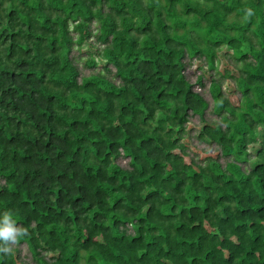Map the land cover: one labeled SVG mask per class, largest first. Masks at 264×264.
Wrapping results in <instances>:
<instances>
[{"label": "trees", "instance_id": "16d2710c", "mask_svg": "<svg viewBox=\"0 0 264 264\" xmlns=\"http://www.w3.org/2000/svg\"><path fill=\"white\" fill-rule=\"evenodd\" d=\"M263 137L264 0H0V264H264Z\"/></svg>", "mask_w": 264, "mask_h": 264}, {"label": "rangeland", "instance_id": "374dc122", "mask_svg": "<svg viewBox=\"0 0 264 264\" xmlns=\"http://www.w3.org/2000/svg\"><path fill=\"white\" fill-rule=\"evenodd\" d=\"M226 52L228 53L227 48H224V50H222L220 52V57H219L220 59H219V62H218L219 68L218 69L220 71H223L224 68L225 69L227 68V70H230V71H232V73L238 75L237 65L235 64V62L233 60H231V58L226 54ZM84 55L88 56V54H84ZM196 70H197L196 66H194V67H192L191 70L188 71V76L191 78L192 82H195V78L200 73L199 71L197 72ZM233 70H235V71H233ZM224 85H225L224 86V91H225V93L227 95L230 94V90H229L228 86H232L235 89L234 81H232L230 79H227L226 81L224 80ZM196 91L199 92L200 94H202L206 98V100H208L210 102L211 106L213 105V101H212L211 95H210V93L207 90L205 91L204 89L202 90L199 87H196ZM214 118L216 119V117H213V119ZM198 125H199V119L197 117H195L194 119H192L191 124H189V127L191 129L193 128L192 129V133L190 135L193 136L195 134V132H196L195 129H197ZM261 133H262V131L260 130V134ZM186 140H188V139H186ZM263 141H264V137L259 140V144L251 146L250 150L255 153V149H257L260 146L261 142H263ZM191 150L195 154H197V156H199V158H201V159H204V158H206L208 156H212V157H216L217 156V153L215 152V150L213 148H211L209 150L208 146L205 147V145H200L195 140H193V144L191 146ZM20 248H21V251H22L21 255L23 257H28L29 254L27 252V248L24 247V246H21Z\"/></svg>", "mask_w": 264, "mask_h": 264}, {"label": "clouds", "instance_id": "9594fccd", "mask_svg": "<svg viewBox=\"0 0 264 264\" xmlns=\"http://www.w3.org/2000/svg\"><path fill=\"white\" fill-rule=\"evenodd\" d=\"M27 235V229L17 225L11 210L0 214V254H11L13 247Z\"/></svg>", "mask_w": 264, "mask_h": 264}]
</instances>
